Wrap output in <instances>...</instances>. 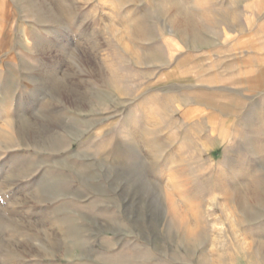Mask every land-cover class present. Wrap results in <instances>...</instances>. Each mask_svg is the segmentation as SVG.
<instances>
[{
  "label": "rangeland",
  "instance_id": "rangeland-1",
  "mask_svg": "<svg viewBox=\"0 0 264 264\" xmlns=\"http://www.w3.org/2000/svg\"><path fill=\"white\" fill-rule=\"evenodd\" d=\"M0 264H264V0H0Z\"/></svg>",
  "mask_w": 264,
  "mask_h": 264
}]
</instances>
